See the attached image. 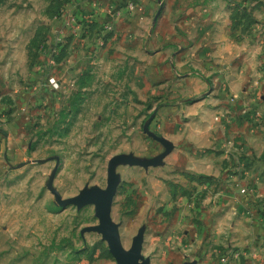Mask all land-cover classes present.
Masks as SVG:
<instances>
[{
    "label": "rangeland",
    "instance_id": "1",
    "mask_svg": "<svg viewBox=\"0 0 264 264\" xmlns=\"http://www.w3.org/2000/svg\"><path fill=\"white\" fill-rule=\"evenodd\" d=\"M2 128L0 264H116L109 174L138 264H264V0H0Z\"/></svg>",
    "mask_w": 264,
    "mask_h": 264
},
{
    "label": "water",
    "instance_id": "2",
    "mask_svg": "<svg viewBox=\"0 0 264 264\" xmlns=\"http://www.w3.org/2000/svg\"><path fill=\"white\" fill-rule=\"evenodd\" d=\"M113 193V178L109 174L108 190L97 191L89 199L92 200L93 198L101 195L106 196L104 210L101 218V225L98 227V230L101 231L103 239L106 241L109 251L113 255L116 264H138V248L133 247L129 251H125L113 234L110 224V210Z\"/></svg>",
    "mask_w": 264,
    "mask_h": 264
},
{
    "label": "crops",
    "instance_id": "3",
    "mask_svg": "<svg viewBox=\"0 0 264 264\" xmlns=\"http://www.w3.org/2000/svg\"><path fill=\"white\" fill-rule=\"evenodd\" d=\"M236 27H238V26H236ZM256 28H257V26L255 27V26H251L250 28H249V32L250 33H253V32H255V30H256ZM254 34V33H253ZM7 126V125H6ZM12 125L11 124H9L8 125V128L9 127H11ZM8 129H6V128H2V129H0V131L2 132V131H4V135H3V133H0V139H5V136H7L8 137V139H11V132L9 133V131H7Z\"/></svg>",
    "mask_w": 264,
    "mask_h": 264
}]
</instances>
